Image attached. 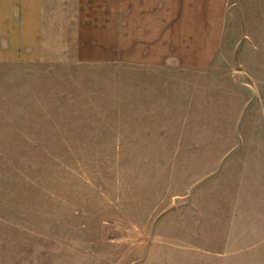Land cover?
Here are the masks:
<instances>
[{
    "label": "rangeland",
    "instance_id": "rangeland-1",
    "mask_svg": "<svg viewBox=\"0 0 264 264\" xmlns=\"http://www.w3.org/2000/svg\"><path fill=\"white\" fill-rule=\"evenodd\" d=\"M173 64L14 75L0 264H264V0H229L213 60Z\"/></svg>",
    "mask_w": 264,
    "mask_h": 264
},
{
    "label": "crops",
    "instance_id": "crops-1",
    "mask_svg": "<svg viewBox=\"0 0 264 264\" xmlns=\"http://www.w3.org/2000/svg\"><path fill=\"white\" fill-rule=\"evenodd\" d=\"M228 3L0 0V142L13 141L14 75H38L46 62L59 61H132L160 67L210 62L222 43ZM28 136L20 133L17 139L33 140Z\"/></svg>",
    "mask_w": 264,
    "mask_h": 264
}]
</instances>
